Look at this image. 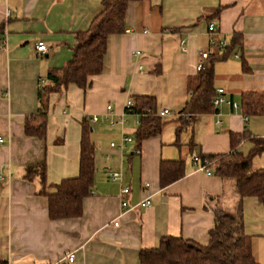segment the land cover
<instances>
[{"label":"crops","instance_id":"obj_1","mask_svg":"<svg viewBox=\"0 0 264 264\" xmlns=\"http://www.w3.org/2000/svg\"><path fill=\"white\" fill-rule=\"evenodd\" d=\"M101 1L0 0V264H62L70 251L75 264H140V250L158 246L167 235L206 244L214 209L230 211L239 198L233 180L220 178L213 168L212 174L198 170L193 157L229 152L231 133L248 135L238 146L243 153L251 147L249 137H264V115H244L241 108L244 93L264 92V0L132 1L124 32L108 36L102 71L85 89L70 83L60 93L49 92L43 106L40 85L71 58L77 33L89 27ZM209 22L231 48L212 51L205 69L212 66L214 90L222 88L237 106L223 103L186 115L180 111L196 86ZM40 40L47 44L42 56L35 49ZM135 95L154 97L156 112L170 111L160 131L141 142L135 133L143 114L125 108ZM41 109L44 137L27 135L26 118ZM105 114L123 123L101 121ZM83 120L94 145L93 184L81 216L53 220L47 197L39 193L40 175L25 179L26 167L45 163L47 193L77 176ZM123 135L131 141L110 147ZM162 160H182L184 170L164 187ZM251 166L264 168V152ZM108 169L120 171L121 179L111 180ZM124 186L129 192L120 196ZM147 196L150 205H139ZM242 209L253 255L264 264V205L249 196Z\"/></svg>","mask_w":264,"mask_h":264},{"label":"trees","instance_id":"obj_2","mask_svg":"<svg viewBox=\"0 0 264 264\" xmlns=\"http://www.w3.org/2000/svg\"><path fill=\"white\" fill-rule=\"evenodd\" d=\"M136 0H102L98 13L89 27L76 35L71 58L67 63L51 71L46 76L47 83L38 90L40 103L45 105V95L60 93L72 83L85 89L90 77L102 71L107 39L110 34L125 30V14L128 4ZM239 43V37L233 38ZM231 46H228L226 52ZM213 59L211 60L212 65ZM45 81V80H44ZM212 66L200 71L196 86L183 109V114H202L215 110L213 98L216 91L212 85ZM241 108L244 115H264V92H246L242 95ZM133 111L142 112L140 125L135 133L137 142L156 134L162 127V117L156 113L154 97L133 96ZM80 140L79 172L75 177L54 184L55 191L46 192L45 163L26 167L25 179L31 180L40 175L42 187L40 194L47 197L50 219L79 217L82 214L83 199L90 194L94 180V145L89 138L90 127L82 121ZM27 135L44 137L46 112L42 109L25 120ZM248 135L231 133V149L227 153L202 155L207 159L214 173L222 179L234 182L235 193L239 198L232 210L215 208L214 224L208 231V241L200 244L181 236L161 237L158 246L140 250V264H260L253 255L251 237L243 229L242 199L256 197L264 205V168L253 169L254 156L264 152V137H249L251 147L247 153L239 151L238 146ZM159 182L162 187L184 175L182 160H162L159 165Z\"/></svg>","mask_w":264,"mask_h":264},{"label":"built area","instance_id":"obj_3","mask_svg":"<svg viewBox=\"0 0 264 264\" xmlns=\"http://www.w3.org/2000/svg\"><path fill=\"white\" fill-rule=\"evenodd\" d=\"M8 14H9V10L7 9L6 15L8 16ZM207 30H208V36H209L208 49L200 52L199 61L196 65V71H198V72L203 71L205 69V61L209 59L210 53L212 51H215L217 49L218 50H224L227 47L226 42L223 39L217 38V31H216L215 25L212 22L208 23ZM181 43H183V41ZM35 49H36L37 54L39 56H42L47 51V44L43 40L37 41V43L35 45ZM235 57H238V54H236ZM138 70L140 72V67H138ZM223 94H224V90L222 88H219L216 90V95L213 98V104H214L215 109H218L220 107V105L223 103L229 104L235 108L237 106L236 103L226 99ZM132 104L133 103L131 100H127L125 103L126 110L130 111ZM110 109H111V106L107 105V107H106L107 113L110 112ZM156 114L162 117V116L170 114V111L168 109L164 108V109L157 111ZM187 118H189V117H187ZM90 120L95 122L99 119L97 116H92ZM100 120L101 121H108L110 124H113V125L123 123V119L121 117L117 118V119H112V118H109L107 116V114H105ZM244 121H247L246 116H244ZM2 141H3L2 138H0V142H2ZM130 141H131L130 136L123 135L117 143L111 142L110 147H116V148L121 149ZM135 152L139 153L140 150L136 149ZM193 165L195 168H197L200 171H204L207 174H212V172L210 170V168H211L210 163L207 159H203L202 157L195 156V157H193ZM106 174L111 180H120L122 177V173L118 170L108 169L106 171ZM1 178L2 177L0 176V179ZM147 186H148V184L145 183L144 188ZM128 192H129V187L124 186L120 190V196L125 195ZM150 203L151 202H150L149 196H147L139 202V205L144 207V206L150 205ZM121 207L122 208L128 207L127 201L123 198L121 199ZM115 224H117V223H115ZM62 264H75V253H74V251H70V252L66 253V255L63 258Z\"/></svg>","mask_w":264,"mask_h":264},{"label":"rangeland","instance_id":"obj_4","mask_svg":"<svg viewBox=\"0 0 264 264\" xmlns=\"http://www.w3.org/2000/svg\"><path fill=\"white\" fill-rule=\"evenodd\" d=\"M245 150V149H244ZM247 152L249 151V149L246 150Z\"/></svg>","mask_w":264,"mask_h":264}]
</instances>
